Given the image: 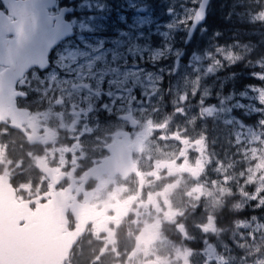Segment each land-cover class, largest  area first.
<instances>
[{
    "label": "flooded vegetation",
    "instance_id": "obj_1",
    "mask_svg": "<svg viewBox=\"0 0 264 264\" xmlns=\"http://www.w3.org/2000/svg\"><path fill=\"white\" fill-rule=\"evenodd\" d=\"M75 2L0 0V106L7 111L0 120V179L7 180L16 202L27 211L19 224H27L28 219L37 225L38 237L54 240L46 247V241L36 243L33 256L40 262L58 252L62 257L77 232L61 264H179L180 242L197 248L200 238H214L213 229L221 231L218 238L224 240L230 254L243 255L233 243L241 233L232 232L241 212L229 210L228 197H222V207L212 212L213 228L198 221L208 211L202 204L192 208L190 184L197 171L192 170L196 168L192 167V156L182 157L185 137L176 129V119L164 125L171 131L168 136L164 130L157 134L160 147L164 142L178 147L177 157H148L146 147L154 136L148 128L141 133L132 110L118 114L121 128L107 133L108 141H102L78 119L67 124V99L36 92V81L29 86L31 77H44L53 69L58 50L75 38ZM42 8L46 19L39 21ZM59 23H69L73 35L50 49L44 68L32 67L14 77L10 73L13 67L1 58L5 51L8 57H16L17 25H23L24 40L29 34L30 41L43 48L47 28L51 31ZM6 72L9 75L3 77ZM116 91H126L125 86ZM127 114L135 125L121 117ZM116 142L126 149L127 160H120L110 150ZM113 156L119 163L112 160L105 166L104 161ZM19 162L23 170H19ZM230 212L232 216H228ZM56 234L63 242L54 238ZM42 248L50 252L42 255L43 260L39 259Z\"/></svg>",
    "mask_w": 264,
    "mask_h": 264
},
{
    "label": "rangeland",
    "instance_id": "obj_2",
    "mask_svg": "<svg viewBox=\"0 0 264 264\" xmlns=\"http://www.w3.org/2000/svg\"><path fill=\"white\" fill-rule=\"evenodd\" d=\"M76 2L75 38L58 50L53 69L44 77H31L29 86L36 81V92L67 99V124L78 119L102 141L121 128L118 114L132 110L141 133L148 128L154 136L146 147L148 157H177L178 147L167 142L160 147L157 134L164 130L168 136L171 131L164 125L176 119V129L185 137L182 157L192 156V170L197 171L190 184L192 208L202 204L208 211L198 221L213 228L212 212L222 207V197H228L230 211H248L232 227L233 233H241L233 243L243 255L230 254L218 238L221 231L213 229L214 238H200L197 248L180 242L179 264H264V57L248 66L256 84L225 94L227 68L252 46L186 49L185 37L200 0ZM252 20L264 27V11ZM78 84L84 86H73ZM121 86L126 91H116ZM217 124L232 130L238 161L244 162L236 172L227 154L216 159L205 141L208 129L213 131L210 126ZM17 166L24 169L20 162Z\"/></svg>",
    "mask_w": 264,
    "mask_h": 264
},
{
    "label": "water",
    "instance_id": "obj_3",
    "mask_svg": "<svg viewBox=\"0 0 264 264\" xmlns=\"http://www.w3.org/2000/svg\"><path fill=\"white\" fill-rule=\"evenodd\" d=\"M209 1L210 0H200L189 26L185 43L189 42L198 26L205 21ZM38 15L39 21L46 19V14L43 8L38 12ZM38 15L34 14L35 17H38ZM57 25L56 28L51 31L47 28V45L43 48H39L37 45L33 44L30 41L32 39L29 38V34H27L26 40H24L23 36L25 34L23 33V25H17L18 27L15 29V34L20 36L17 38L18 42L16 43V57H8V53L5 51L1 58L5 65L13 67L10 73L14 77H21L24 72L33 66L38 67L39 69L46 66V58L50 49L56 45L58 41L71 35V27L69 23H64L65 26H61L60 23L58 26ZM4 54H7L5 59L3 58L5 56ZM8 75L9 73L6 72L3 77ZM4 104H6V101ZM0 109H3V112L6 111L3 106H0ZM121 117L125 120H133L132 125H135V121L131 114L123 115ZM110 150L117 156L121 157L120 160H127L128 156L126 149L117 142L110 146ZM112 160H115L116 164L119 163L113 156L112 159L105 160L104 165L109 166ZM25 212L27 211L15 202L14 191L10 185L7 184L5 180L0 179V264H60L62 261L61 252L56 253L51 259L44 261L42 255L50 254V252L42 248L43 251H41V258L39 259H42L43 262H40L33 256V250L36 243L41 245L46 241V247L52 244L54 240L51 237H38L39 234H36L38 231L37 225H32L29 223L30 221L28 219L26 220L27 224L20 226L21 215ZM72 236V240L68 241L65 248H69L72 245L71 242L75 240L74 238L77 236V232L72 234ZM57 237L59 236L56 234L54 238ZM59 238L60 240L62 239L61 237ZM59 238L57 239L59 240ZM63 240L64 238L61 242H63Z\"/></svg>",
    "mask_w": 264,
    "mask_h": 264
},
{
    "label": "trees",
    "instance_id": "obj_4",
    "mask_svg": "<svg viewBox=\"0 0 264 264\" xmlns=\"http://www.w3.org/2000/svg\"><path fill=\"white\" fill-rule=\"evenodd\" d=\"M262 11H264V0H210L204 23L194 33L192 44H187L186 49H192V52H203L212 45L228 46L241 43L252 46L239 62L227 68L223 83L225 94L242 91L257 82L248 75V66L264 57V27L261 28L259 23L252 20L255 14ZM234 112L238 117L248 120V117L240 111ZM210 127L213 131L208 129L205 139L210 153L214 157L216 155L218 160L227 154L229 161L234 164L233 171H238L244 162L238 161V146L231 128L221 124ZM247 212H241L237 216L244 217ZM228 216H232L231 212Z\"/></svg>",
    "mask_w": 264,
    "mask_h": 264
}]
</instances>
